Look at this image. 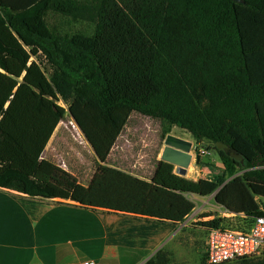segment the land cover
Wrapping results in <instances>:
<instances>
[{
  "label": "trees",
  "instance_id": "1",
  "mask_svg": "<svg viewBox=\"0 0 264 264\" xmlns=\"http://www.w3.org/2000/svg\"><path fill=\"white\" fill-rule=\"evenodd\" d=\"M49 13L92 31L55 34ZM38 56L49 78L31 61ZM132 113L210 144L222 176L192 181L158 161L144 181L107 166ZM65 116L94 152L86 187L42 158ZM0 189L172 225L193 212V197L256 216L254 197L264 198V0H0ZM146 264L171 263L159 252Z\"/></svg>",
  "mask_w": 264,
  "mask_h": 264
},
{
  "label": "crops",
  "instance_id": "2",
  "mask_svg": "<svg viewBox=\"0 0 264 264\" xmlns=\"http://www.w3.org/2000/svg\"><path fill=\"white\" fill-rule=\"evenodd\" d=\"M55 132L56 129L42 158L67 171L78 184L86 187L91 177L85 181L80 179L64 160L58 159V142L53 144ZM91 153L95 159L92 150ZM153 171L154 167L150 178ZM205 199L193 197V212L183 223L172 225L88 210L71 201L29 198L0 189V264H82L86 261L94 264H146L159 252L164 253L171 264H187L195 260V245L201 246L196 250L197 256L205 254L207 232L204 237V229L192 225L211 218L204 213L205 208H196L197 203L203 204ZM195 264H206V255Z\"/></svg>",
  "mask_w": 264,
  "mask_h": 264
},
{
  "label": "rangeland",
  "instance_id": "3",
  "mask_svg": "<svg viewBox=\"0 0 264 264\" xmlns=\"http://www.w3.org/2000/svg\"><path fill=\"white\" fill-rule=\"evenodd\" d=\"M75 1L83 3L89 0ZM46 22L50 30L58 35H70L79 32L91 33L92 31V27L88 23L79 20L74 21L56 13H49L46 17ZM31 61H36L40 64L46 77H50L52 70L43 58L38 56L32 58ZM62 106L64 105L62 104ZM64 107L66 108V106ZM167 136L191 143V163L187 174L183 178L197 181L200 179L216 180L222 176L220 161L210 144L206 142L196 143L186 131L137 113L130 115L127 124L114 145L108 164L122 172L125 171L127 174L150 180L153 167L156 162L161 161ZM55 141L58 142V159L64 160L68 168L74 170L80 179L85 181L90 177L92 178L96 168L95 159L77 127L68 116H65L57 126L53 144ZM198 157L200 162L197 164L196 160ZM240 174L237 173V175ZM199 206L205 208L204 213L211 217L207 221L224 219L223 227L234 228L238 226L237 221H229L222 217V210L214 203L213 196L207 197L203 204L197 203L196 208ZM192 225L200 226V222ZM205 235L206 231L203 230L202 236L205 237ZM199 246L197 244L193 249L195 260L187 264H195L198 259L202 261L205 258V254L197 256L196 250L201 247Z\"/></svg>",
  "mask_w": 264,
  "mask_h": 264
},
{
  "label": "built area",
  "instance_id": "4",
  "mask_svg": "<svg viewBox=\"0 0 264 264\" xmlns=\"http://www.w3.org/2000/svg\"><path fill=\"white\" fill-rule=\"evenodd\" d=\"M176 170L174 169L175 174ZM187 171L188 169L186 174ZM254 203L258 214L252 217L230 213L219 207L222 210V217L229 221H237L238 226L234 228L221 226L207 232L206 264L232 263L239 259L264 257V198L254 197ZM82 264L94 263L86 261Z\"/></svg>",
  "mask_w": 264,
  "mask_h": 264
},
{
  "label": "water",
  "instance_id": "5",
  "mask_svg": "<svg viewBox=\"0 0 264 264\" xmlns=\"http://www.w3.org/2000/svg\"><path fill=\"white\" fill-rule=\"evenodd\" d=\"M74 125L77 127L75 122L72 120ZM78 131L81 133L79 128ZM82 135V133H81ZM83 136V135H82ZM84 138V136H83ZM85 140V138H84ZM87 143V141L85 140ZM88 144V143H87ZM90 147V146H89ZM91 148V147H90ZM92 150V149H91ZM191 143L177 139L172 136H167L165 139V148L163 150L161 161L169 163L177 168L176 174L178 176L184 177L186 175V170L191 163ZM93 152V151H92ZM94 154V152H93Z\"/></svg>",
  "mask_w": 264,
  "mask_h": 264
}]
</instances>
